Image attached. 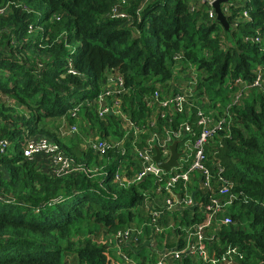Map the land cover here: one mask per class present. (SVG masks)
<instances>
[{
    "label": "trees",
    "instance_id": "obj_1",
    "mask_svg": "<svg viewBox=\"0 0 264 264\" xmlns=\"http://www.w3.org/2000/svg\"><path fill=\"white\" fill-rule=\"evenodd\" d=\"M220 7L227 27L209 0H0V264H156L163 246L193 241L215 179L200 189L193 171L172 188L197 204L179 211L165 208L153 176L127 180L141 170L134 145L182 123L193 142L198 110L219 125L205 164L224 169L232 201L203 230L206 260L162 264H264V0ZM110 85L120 114L101 117ZM178 94L182 104L161 105ZM23 136L51 140L86 170L51 175L41 156L23 157ZM88 139L111 147L99 154ZM128 229L136 240L123 243Z\"/></svg>",
    "mask_w": 264,
    "mask_h": 264
},
{
    "label": "built area",
    "instance_id": "obj_2",
    "mask_svg": "<svg viewBox=\"0 0 264 264\" xmlns=\"http://www.w3.org/2000/svg\"><path fill=\"white\" fill-rule=\"evenodd\" d=\"M214 1L215 0H209L211 7ZM209 15H215L213 7L209 11ZM118 81V85L122 86V81L120 78H118ZM238 82L239 80L237 79L235 83ZM114 89L115 86L110 85L106 89L105 93L98 95L97 101L99 103V116L102 117L109 114H120V110L118 109L119 101L117 100L116 96H110ZM107 96L110 97L104 98ZM153 97L154 99L158 98L156 91L154 92ZM183 101L184 96L178 94L170 99L162 101L161 105L166 106L173 102L180 105L183 103ZM77 110L78 106L74 107L72 115H74ZM196 125L200 129L193 142H191V140L187 139L186 137L183 139L185 135L191 133V127L187 123H182L181 129L179 130H165L164 134L160 136L156 133L151 134L146 139L143 148H138V144L133 146V151L136 152L141 164V170L132 180H127V182L129 183L131 181L142 180L147 175L153 176L154 180L156 181V185H154V193L165 196L164 206L166 209L173 210L172 208L176 207V211H179L185 208H193L197 205L190 193L178 191L176 193L172 192V188L176 187L177 184L186 183L189 181L190 174L193 171H198L200 173V178L198 181L200 189L211 190L212 179H215L218 183L216 191L208 196V198L204 200L200 206V211L204 215L203 221L193 225V231H190V229L187 230L190 231L189 236L194 235V240L187 242L184 247H181L178 244H175L172 247L163 246V250L159 252V259L156 264H162L163 260L166 258L179 259L183 255H198L202 259L206 260L208 255L203 244V239L205 237L203 230L210 225L211 221L222 209V207L230 204L232 201V199L226 197V194L229 193V189L232 187V184L222 177L224 169L216 164L215 166H218V169L215 173H212L205 164L206 156L204 152V144L206 143L207 138L211 136V134L214 133L217 128H219V125H215L213 123L212 117L205 115L201 110L197 111ZM132 127L134 136H137V134H139L138 132L141 131V128L135 127L134 125H132ZM71 130H75V127H71ZM181 139L183 140L180 147L179 142H181ZM174 141L177 142V151L180 153V156L177 159L178 166L170 169L169 171H164L156 164L153 159L155 147L159 149L160 160L166 161L170 154L169 146ZM22 143L23 157L32 159L35 156H41L49 166L48 172L53 176L60 177L74 171L86 170L83 165L76 163L71 157L64 154V152L56 143L43 136H23ZM120 144H122V141L115 143L116 146ZM8 145L9 142L6 139H0V155L7 150ZM84 145L86 148L92 149L99 154L106 153V151L111 147V145L106 140L95 141L93 139L86 140ZM184 166L186 167L183 168ZM116 179H119V177L116 176ZM124 179L125 178L123 177V180ZM216 192L218 196L215 195ZM163 212V209L150 206L148 207L147 213L149 217L155 220L156 218L161 217ZM229 221L230 219L226 217L221 223L225 224ZM134 235V229H128L123 232L119 231L117 233V237L123 243H130L133 241L130 239V237L136 240ZM212 238L213 236H211V239ZM124 259L127 260L126 257H124Z\"/></svg>",
    "mask_w": 264,
    "mask_h": 264
},
{
    "label": "water",
    "instance_id": "obj_3",
    "mask_svg": "<svg viewBox=\"0 0 264 264\" xmlns=\"http://www.w3.org/2000/svg\"><path fill=\"white\" fill-rule=\"evenodd\" d=\"M226 0H215L212 3V7L214 9V12L216 14L217 19L224 24L225 27H227V23H226V19H225V15L223 14L220 4L222 2H225ZM169 150H170V154L169 157L167 158L166 161H161L160 160V152L159 149L157 147H155V154L153 156L154 161L156 162V164L162 168L164 171H169L172 168H175L178 166V161L177 159L180 156V153L177 151V142L174 141L170 144L169 146ZM174 211H176V207L172 208Z\"/></svg>",
    "mask_w": 264,
    "mask_h": 264
},
{
    "label": "rangeland",
    "instance_id": "obj_4",
    "mask_svg": "<svg viewBox=\"0 0 264 264\" xmlns=\"http://www.w3.org/2000/svg\"><path fill=\"white\" fill-rule=\"evenodd\" d=\"M42 167H43V169L46 170V171H48V169H49V166H48V164L46 163L45 160H44V164L42 165Z\"/></svg>",
    "mask_w": 264,
    "mask_h": 264
}]
</instances>
